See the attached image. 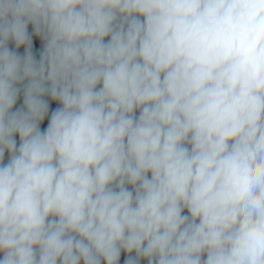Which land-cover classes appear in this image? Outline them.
I'll return each instance as SVG.
<instances>
[{
	"label": "clouds",
	"instance_id": "obj_1",
	"mask_svg": "<svg viewBox=\"0 0 264 264\" xmlns=\"http://www.w3.org/2000/svg\"><path fill=\"white\" fill-rule=\"evenodd\" d=\"M0 264H264V0H0Z\"/></svg>",
	"mask_w": 264,
	"mask_h": 264
}]
</instances>
